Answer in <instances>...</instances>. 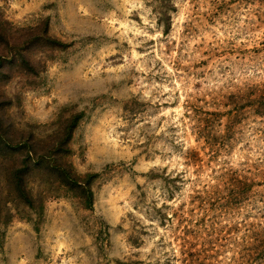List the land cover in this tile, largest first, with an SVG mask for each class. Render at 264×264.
I'll return each instance as SVG.
<instances>
[{
	"label": "rangeland",
	"instance_id": "374dc122",
	"mask_svg": "<svg viewBox=\"0 0 264 264\" xmlns=\"http://www.w3.org/2000/svg\"><path fill=\"white\" fill-rule=\"evenodd\" d=\"M263 95L264 0H0V264H264Z\"/></svg>",
	"mask_w": 264,
	"mask_h": 264
},
{
	"label": "trees",
	"instance_id": "16d2710c",
	"mask_svg": "<svg viewBox=\"0 0 264 264\" xmlns=\"http://www.w3.org/2000/svg\"><path fill=\"white\" fill-rule=\"evenodd\" d=\"M43 37L45 39H48L49 41V45L51 47H55V46H62V42L60 40L54 39L50 36L47 35V31L44 32ZM33 69V68H32ZM264 97V95H263ZM264 109V107H263ZM262 115L264 116V112H261ZM80 116H75L71 121L70 124L68 126V129L65 130V135H66V142H68L70 140L71 134H72V130L76 127L78 121H79ZM2 140H3V135L0 132V153L7 151V146L6 144L3 146L2 144ZM67 144V143H66ZM17 145H14V148ZM61 151V150H60ZM29 155H28V160L25 161L24 164V168L22 169H16L12 172L13 176H12V180L11 183L13 185V193L17 196V198H19L21 201H24L28 204H31V199L29 198L26 188H25V179H24V171L25 169H30V167L32 168V164L31 162H35V167L36 168H42L46 163V158L49 157V155L45 152L40 153V154H36L37 152L34 151V149L29 148ZM62 154H68L69 153V149H65L62 148L61 151ZM37 155V157H36ZM1 167V165H0ZM55 168L57 169L54 173L56 174V178L59 182L63 183L66 186H70L73 187L75 185H80L81 182H79V179L73 174V172H71V170H69V168H67L64 164L59 163L58 166H55ZM86 188L88 189V193L87 195H84L83 197H85L87 202H91L92 198H93V194L91 189H89V187L86 186ZM2 220V208L0 206V222Z\"/></svg>",
	"mask_w": 264,
	"mask_h": 264
}]
</instances>
